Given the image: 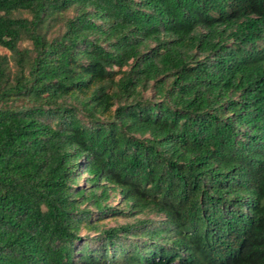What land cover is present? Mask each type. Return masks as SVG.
Returning <instances> with one entry per match:
<instances>
[{
    "label": "trees",
    "instance_id": "16d2710c",
    "mask_svg": "<svg viewBox=\"0 0 264 264\" xmlns=\"http://www.w3.org/2000/svg\"><path fill=\"white\" fill-rule=\"evenodd\" d=\"M0 48V264H264V0H0Z\"/></svg>",
    "mask_w": 264,
    "mask_h": 264
},
{
    "label": "rangeland",
    "instance_id": "374dc122",
    "mask_svg": "<svg viewBox=\"0 0 264 264\" xmlns=\"http://www.w3.org/2000/svg\"><path fill=\"white\" fill-rule=\"evenodd\" d=\"M25 45H30V43H26ZM0 53L1 54H6V51L2 48H0ZM87 178V176L85 175L83 177V179L80 181V184L81 185H85V179ZM120 196L117 195V196H113L111 201L109 202V204L113 207H119L120 206ZM143 218V216H139V217H136V218H132V219H123V218H118V219H112V220H109L106 222V225L108 227H115L117 225H126L127 223H132L134 224L138 219H141ZM88 232L86 231H83L82 232V235H86ZM89 234H92V232H90Z\"/></svg>",
    "mask_w": 264,
    "mask_h": 264
}]
</instances>
